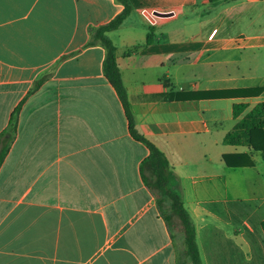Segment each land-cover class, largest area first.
<instances>
[{
    "label": "crops",
    "instance_id": "1",
    "mask_svg": "<svg viewBox=\"0 0 264 264\" xmlns=\"http://www.w3.org/2000/svg\"><path fill=\"white\" fill-rule=\"evenodd\" d=\"M131 2L121 27L137 17L148 31L112 39L117 63L135 127L170 163L169 187L191 216L202 264H264V153L224 141L264 93L182 97L264 87V0ZM123 8L0 0V134L20 107L0 167V264H193L185 231L166 220L146 181L150 149L131 134L104 71L106 48L88 44ZM238 152L254 164L223 160Z\"/></svg>",
    "mask_w": 264,
    "mask_h": 264
},
{
    "label": "trees",
    "instance_id": "2",
    "mask_svg": "<svg viewBox=\"0 0 264 264\" xmlns=\"http://www.w3.org/2000/svg\"><path fill=\"white\" fill-rule=\"evenodd\" d=\"M119 1L124 5L123 10L110 22L92 29V39L88 44L92 45L99 41L106 48L104 71L122 101L126 115L130 121L131 134L136 140L143 142L150 149L149 156L142 162V169L143 171L146 169L150 170L153 174V178L149 180L146 177V181L149 186L153 188L154 193L158 195V204L162 213L166 217V220L171 223L173 215H176L180 219L185 230V253L189 255L193 264H202L200 252L196 242L195 227L191 216L184 206L181 195L169 187V178L171 176L170 163L165 154L146 136L140 133L134 124L128 91L117 63V48L108 35L109 31L120 28L133 10L131 0ZM151 30L153 29L150 28V32L147 36L148 44L153 42V33ZM44 78L45 77L43 76L36 80L34 89L40 86ZM262 93H264V87H246L186 92L183 93L182 97L195 99H219L233 97L249 98L259 96ZM247 107L248 104L245 102L235 103L233 105L234 115H239ZM19 112L20 107L18 106L11 114L8 128L0 134V167L2 166L9 151L12 139L17 132ZM224 141L228 144L243 145L254 151H261L264 153V101L257 103L251 110H249L226 134ZM223 160L226 164L233 167L254 164L250 154L246 152L224 154ZM166 201L171 203L169 207H166ZM261 226L264 231V220L262 221ZM178 264H186V261L180 260Z\"/></svg>",
    "mask_w": 264,
    "mask_h": 264
},
{
    "label": "rangeland",
    "instance_id": "3",
    "mask_svg": "<svg viewBox=\"0 0 264 264\" xmlns=\"http://www.w3.org/2000/svg\"><path fill=\"white\" fill-rule=\"evenodd\" d=\"M134 19V23L135 25H132L131 24V21H133ZM200 21V19H199ZM211 24L212 22H206V24ZM133 32L134 33V36L136 37H145L146 36V33L148 31V28L147 26H143L142 24H140L138 22V19L137 17H132V19H130L129 21V25L128 26H123V27H120L119 29H117V31L114 33L113 35V38L110 37L111 39H113L116 43H120V40L122 39V36L127 32ZM112 40V41H113ZM167 206V205H166ZM168 207V206H167ZM171 224L172 225H175V226H179L180 229H183L184 230V227L180 221V219L176 216V215H173V218L171 220ZM185 231V230H184Z\"/></svg>",
    "mask_w": 264,
    "mask_h": 264
}]
</instances>
